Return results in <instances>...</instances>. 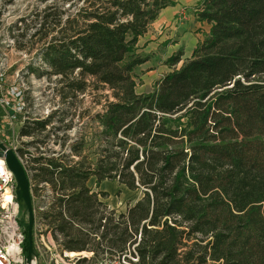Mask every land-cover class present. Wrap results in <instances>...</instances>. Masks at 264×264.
<instances>
[{
  "label": "trees",
  "instance_id": "16d2710c",
  "mask_svg": "<svg viewBox=\"0 0 264 264\" xmlns=\"http://www.w3.org/2000/svg\"><path fill=\"white\" fill-rule=\"evenodd\" d=\"M81 1L63 18L46 5L35 22L45 75L59 76L62 102L84 93L87 77L112 100L94 117L90 161L83 139L72 145L81 160L38 166L35 178L53 190L46 230L65 250L91 252L78 264H264V0H200L208 33L189 57H168L171 70L141 93L136 69L147 56L138 38L176 0ZM32 130L24 123L20 135ZM91 176L141 195L124 211L106 210ZM18 223L26 256L27 221Z\"/></svg>",
  "mask_w": 264,
  "mask_h": 264
},
{
  "label": "rangeland",
  "instance_id": "374dc122",
  "mask_svg": "<svg viewBox=\"0 0 264 264\" xmlns=\"http://www.w3.org/2000/svg\"><path fill=\"white\" fill-rule=\"evenodd\" d=\"M81 4V0H0V141L15 149L22 157L28 176L33 174V163L36 166L45 165L46 157L58 160L60 157L61 160L66 155L72 163L81 160L80 155L72 152V145L81 143L83 139L86 142L81 154L87 156L86 162L90 161L95 150L91 136L94 130L100 129L94 117L104 111L108 100H112L108 88L95 89L92 79L87 77L85 92L77 94L70 102H62L56 91L60 87L59 76L51 75L49 79L45 75L47 68L42 59L45 38L40 33L34 34L38 27L35 22H39V15L45 12L46 5L56 7L63 18L67 14L73 15ZM183 10L186 12V9H181L179 14H183L180 17L186 15ZM156 23L150 24L147 32L137 41L139 53L147 57L154 56L147 64L136 69L135 89L139 93L150 91L154 82L171 70L166 60L173 54L168 56L178 41V35L172 32L170 23L159 26ZM29 66L37 69L39 75L30 72ZM150 69L152 74L147 73ZM19 90L21 93L18 97L15 92ZM21 105L23 109L16 110ZM53 111L55 114L48 128L40 130L34 121L47 119ZM24 123L33 127L32 136L20 135ZM29 141L31 143L26 144ZM37 157L39 163L35 160ZM38 172L36 170L35 173ZM87 185L92 191L106 193L98 196L106 205V210L115 208L124 211L128 204H133L141 195L139 191H131L116 180L106 179L97 184L95 177L91 176ZM30 188L34 207L40 201H45L48 192L53 194L50 184H42L40 180L32 179ZM40 227L45 237V223ZM71 251L80 257L92 255L88 251ZM48 256L41 253L39 264H45ZM124 261L130 262L127 258ZM94 263L88 261L85 264Z\"/></svg>",
  "mask_w": 264,
  "mask_h": 264
},
{
  "label": "built area",
  "instance_id": "2783aa9c",
  "mask_svg": "<svg viewBox=\"0 0 264 264\" xmlns=\"http://www.w3.org/2000/svg\"><path fill=\"white\" fill-rule=\"evenodd\" d=\"M177 17V22H181L185 17L184 15ZM21 91H16V96L19 97ZM23 109L17 107L16 110ZM17 152V151H16ZM18 155V153H17ZM21 163L23 159L18 155ZM27 172V166H25ZM44 184H47L46 182ZM15 180L6 167L3 158L0 157V264H27L23 254V233L20 229L17 213V204L14 196ZM52 200V193L48 192L45 195V201H40L35 207L33 206L34 224H33V244L35 248V258L32 260L33 264H39L41 253L48 254V261L45 264H78L77 260L80 258L75 252L66 251L62 248L58 241H55L46 230L45 237L42 233L40 225H44L42 214L48 209ZM43 202V203H42ZM60 237V236H58ZM91 254V253H90ZM122 260V263H121ZM121 260L116 258L108 259L102 258L94 264H135L136 258H132V262H125L124 257Z\"/></svg>",
  "mask_w": 264,
  "mask_h": 264
},
{
  "label": "crops",
  "instance_id": "0c3cea01",
  "mask_svg": "<svg viewBox=\"0 0 264 264\" xmlns=\"http://www.w3.org/2000/svg\"><path fill=\"white\" fill-rule=\"evenodd\" d=\"M199 2L200 0H176L174 5L163 8L159 12L158 17L152 22H157L156 25L158 26L163 23H170V28L173 30L172 32H175L176 35H178V41L175 43L174 48L169 52L168 56L177 50L182 49V58L189 57L195 46L204 38V34L208 33L211 24L206 21L198 20L196 16V7ZM181 9H186V12L183 10L186 13L185 19L181 22H177L176 19L179 16ZM153 58V55H149L147 60L142 63L140 67L147 64L149 60ZM181 61L179 62V65L181 64ZM147 73L152 74V70H148Z\"/></svg>",
  "mask_w": 264,
  "mask_h": 264
},
{
  "label": "water",
  "instance_id": "95a60500",
  "mask_svg": "<svg viewBox=\"0 0 264 264\" xmlns=\"http://www.w3.org/2000/svg\"><path fill=\"white\" fill-rule=\"evenodd\" d=\"M0 157L3 158L6 167L10 170L15 180L14 196L17 204L16 217L18 219H26L27 221L28 246L25 260L27 264H33L32 260H34L36 254L33 244L34 213L29 177L16 150L8 147L2 141H0Z\"/></svg>",
  "mask_w": 264,
  "mask_h": 264
},
{
  "label": "flooded vegetation",
  "instance_id": "af4514ba",
  "mask_svg": "<svg viewBox=\"0 0 264 264\" xmlns=\"http://www.w3.org/2000/svg\"><path fill=\"white\" fill-rule=\"evenodd\" d=\"M48 128V123L47 124H45V126H44V128ZM42 130H44V129H42ZM33 131V130H32ZM31 131V134L29 135V136H32L33 135V132ZM19 133H20V131H19ZM21 136H26V135H21ZM35 160H36V158H35ZM59 161L61 162V163H64V155L62 156V159L60 160V157H59ZM63 161V162H62ZM38 166L39 165H37L36 166V164L35 163H33V174H36L35 172H36V170L38 171ZM31 171V170H30ZM29 171V172H30ZM32 174V173H31ZM29 175L28 177H29V182H30V185H31V181H32V179H34V180H36L37 181V179L35 178V175ZM40 183H42V184H44L45 183V181H40ZM31 189V188H30Z\"/></svg>",
  "mask_w": 264,
  "mask_h": 264
}]
</instances>
